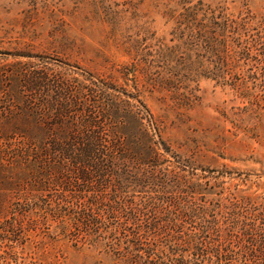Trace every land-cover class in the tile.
Listing matches in <instances>:
<instances>
[{"label": "rangeland", "instance_id": "374dc122", "mask_svg": "<svg viewBox=\"0 0 264 264\" xmlns=\"http://www.w3.org/2000/svg\"><path fill=\"white\" fill-rule=\"evenodd\" d=\"M214 28L226 39L224 60L210 50ZM256 34L264 37V0H0V66L77 86L104 81L110 99L137 94L160 125L157 169L178 171L181 196L221 226L229 211L264 214V50L240 54ZM47 218L29 211L1 235L0 264H126L117 246L76 243ZM194 225L183 218L171 236ZM149 238L155 256L181 253L170 251L168 230Z\"/></svg>", "mask_w": 264, "mask_h": 264}, {"label": "trees", "instance_id": "16d2710c", "mask_svg": "<svg viewBox=\"0 0 264 264\" xmlns=\"http://www.w3.org/2000/svg\"><path fill=\"white\" fill-rule=\"evenodd\" d=\"M216 30L208 43L224 60L226 39ZM241 45L240 54L250 56L257 45L264 50V37L256 34ZM10 70L0 66V236L20 229L36 211L76 243L117 246L126 264H264V214L229 211L221 226L206 219L209 211L189 205L179 172L157 169L160 125L137 94L110 99L104 81L77 86L60 76L46 81L47 74ZM11 79L21 82L19 89L5 88ZM130 190L150 194L129 198ZM183 218L195 222L194 230L171 236ZM165 230L170 251L173 244L181 252L173 261L171 253L153 255L149 243L150 233Z\"/></svg>", "mask_w": 264, "mask_h": 264}]
</instances>
